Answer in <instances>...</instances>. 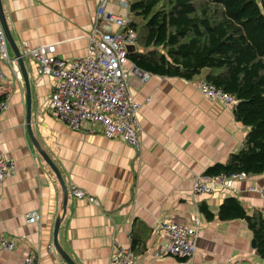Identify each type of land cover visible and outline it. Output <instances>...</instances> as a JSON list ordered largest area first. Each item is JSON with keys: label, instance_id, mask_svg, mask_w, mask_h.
Wrapping results in <instances>:
<instances>
[{"label": "crops", "instance_id": "1", "mask_svg": "<svg viewBox=\"0 0 264 264\" xmlns=\"http://www.w3.org/2000/svg\"><path fill=\"white\" fill-rule=\"evenodd\" d=\"M97 0H1L11 37L25 46L54 44L56 55L66 60L85 53ZM10 64L3 62L8 104L0 111V154L16 165L0 186V236L15 242L13 250H0V264H23L34 253L36 264H66L53 248V228L62 211L60 184L29 137L26 90L17 60L8 48ZM30 88V128L33 137L60 172L67 203L57 241L75 264H110L114 245L129 247L134 221L151 230L146 249L136 264H264L243 220L206 221L198 211L202 201L216 212L226 196L236 197L248 212L264 215V173L233 183L234 191L212 195L192 194L196 176L240 149L247 128L237 122L232 109L203 97L192 80L152 75L144 84L130 81L133 98L140 103V150L118 138H105L99 129L73 131L47 107L52 80L37 76L33 63L24 59ZM83 190L96 203L76 199L72 189ZM40 214L39 224L24 216ZM169 220L195 226V252L178 257L154 258L165 242L155 235L157 222Z\"/></svg>", "mask_w": 264, "mask_h": 264}, {"label": "trees", "instance_id": "2", "mask_svg": "<svg viewBox=\"0 0 264 264\" xmlns=\"http://www.w3.org/2000/svg\"><path fill=\"white\" fill-rule=\"evenodd\" d=\"M129 28L136 44L127 57L152 75L203 81L232 95L233 117L247 128L240 149L203 174L230 176L264 173V0H133L128 3ZM7 96L0 95V102ZM206 221L243 220L254 249L264 261V215L248 212L226 196L213 212L198 204ZM151 230L134 221L130 250L142 254ZM185 261L187 258H180Z\"/></svg>", "mask_w": 264, "mask_h": 264}, {"label": "built area", "instance_id": "3", "mask_svg": "<svg viewBox=\"0 0 264 264\" xmlns=\"http://www.w3.org/2000/svg\"><path fill=\"white\" fill-rule=\"evenodd\" d=\"M128 3L124 0H97L92 27L87 36L85 53L81 57L66 60L56 55L54 44L25 46L20 51L24 59L33 63L37 76H47L52 80V90L47 107L59 121L70 130L83 128L88 132L99 129L108 139L118 138L140 150V103L133 98L130 81L146 83L151 74L136 67L128 60V47L136 44V34L129 28ZM3 62L10 64L4 31L0 25V81L5 82L1 70ZM197 91L205 98L221 102L233 108L236 99L205 81L196 83ZM8 96L0 102V111L6 108ZM16 171L15 162L0 154V186L2 181ZM244 173L230 176L198 175L192 183V194L212 195L216 192L234 191L233 183L245 179ZM258 191L264 199V189ZM76 199L96 200L78 188L72 189ZM40 214L29 212L24 220L29 224H39ZM153 233L163 234L166 242L154 252V258L174 256L190 258L195 252V226L183 225L169 220L156 223ZM15 242L0 236V250H13ZM48 245V250H53ZM110 264H136V255L129 247L114 245L109 257ZM23 264H36V256L29 253Z\"/></svg>", "mask_w": 264, "mask_h": 264}, {"label": "water", "instance_id": "4", "mask_svg": "<svg viewBox=\"0 0 264 264\" xmlns=\"http://www.w3.org/2000/svg\"><path fill=\"white\" fill-rule=\"evenodd\" d=\"M0 25L4 31L5 40L7 43V48H10L12 50L13 54L15 55V58L17 60V63H18L19 69H20V72H21L23 80H24L25 90H26V117H25V122H26V127H27L29 137H30L31 142H32L35 150L37 151V153L40 155V157L45 161V163L49 166V168L55 174V176H56V178L60 184L61 190H62V196H63L62 197V211H61L60 216L55 220V223H54L52 245H53L55 251L66 262V264H75L74 261L70 258V256L60 247V245L58 244V241H57V233H58L59 225H60L62 216L64 215L66 203H67V190H66V187L64 185L62 176H61L60 172L58 171L57 167L54 165V163L52 162V160L50 159L48 154L40 147L39 143L36 141V139L32 135V131L30 128L31 99H30V88H29L26 66L24 63V58L21 56L20 51H19L18 47L15 45V43L11 37V34L9 32L8 25L6 22V18H5L4 13H3L1 0H0ZM251 244H252V247H254L253 241H251Z\"/></svg>", "mask_w": 264, "mask_h": 264}, {"label": "rangeland", "instance_id": "5", "mask_svg": "<svg viewBox=\"0 0 264 264\" xmlns=\"http://www.w3.org/2000/svg\"><path fill=\"white\" fill-rule=\"evenodd\" d=\"M124 1H126L127 3H131L133 0H124Z\"/></svg>", "mask_w": 264, "mask_h": 264}]
</instances>
